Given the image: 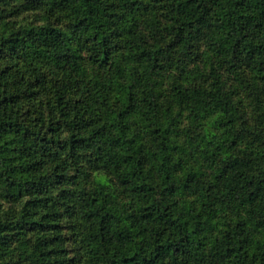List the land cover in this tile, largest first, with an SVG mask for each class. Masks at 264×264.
Segmentation results:
<instances>
[{
  "label": "trees",
  "instance_id": "obj_1",
  "mask_svg": "<svg viewBox=\"0 0 264 264\" xmlns=\"http://www.w3.org/2000/svg\"><path fill=\"white\" fill-rule=\"evenodd\" d=\"M0 264H264V0H0Z\"/></svg>",
  "mask_w": 264,
  "mask_h": 264
},
{
  "label": "rangeland",
  "instance_id": "obj_2",
  "mask_svg": "<svg viewBox=\"0 0 264 264\" xmlns=\"http://www.w3.org/2000/svg\"><path fill=\"white\" fill-rule=\"evenodd\" d=\"M17 20L20 21L21 24L36 25V24L45 22L47 20V15L45 14L43 9L42 10L37 9V10H32V11L23 13L17 18ZM61 23H63V20L61 21ZM159 79H160V82L162 83L161 86L165 85V83H163V76L159 77ZM175 123H176L175 128L178 127V129L180 130L179 133L181 137H183V134H184L183 131L185 127L194 128L193 126L190 125L191 121L186 116L185 117L179 116V120L175 121ZM90 179L92 180V183L94 182L97 185H106V187L114 190L116 193L121 194L117 189L116 183L113 180L110 181L108 177L101 171L92 172ZM185 197L189 198L188 196H185Z\"/></svg>",
  "mask_w": 264,
  "mask_h": 264
}]
</instances>
